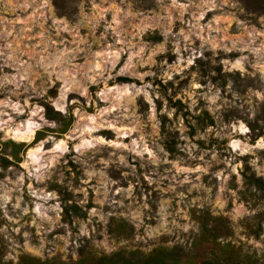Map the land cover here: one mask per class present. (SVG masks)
<instances>
[{
	"label": "rangeland",
	"instance_id": "rangeland-1",
	"mask_svg": "<svg viewBox=\"0 0 264 264\" xmlns=\"http://www.w3.org/2000/svg\"><path fill=\"white\" fill-rule=\"evenodd\" d=\"M253 2L0 0L6 261L189 245L203 211L264 257V220L259 237L242 225L264 210L246 181L264 179V13ZM48 106L73 114L65 134ZM43 129L12 162L9 140Z\"/></svg>",
	"mask_w": 264,
	"mask_h": 264
},
{
	"label": "trees",
	"instance_id": "trees-1",
	"mask_svg": "<svg viewBox=\"0 0 264 264\" xmlns=\"http://www.w3.org/2000/svg\"><path fill=\"white\" fill-rule=\"evenodd\" d=\"M247 6L250 9L253 8L252 10L264 13V0H254L252 4ZM122 79L128 80L125 77ZM170 100L173 107L182 104L180 99L173 101L171 98ZM47 112L54 119L64 117L62 113L51 106L47 107ZM73 122L74 116L70 114L69 117L64 119L58 135L65 134ZM165 130L164 122L163 131ZM49 134L48 129L40 130L31 143L9 140L8 143L13 148L11 153L12 162H22V154H25L33 144ZM7 160L10 161V159ZM246 181L250 188L264 191L263 177L252 172L246 175ZM75 207L77 208V214L82 215L81 208L78 205H75ZM263 220L264 210L253 217L243 219L242 225L248 234L259 237L262 233ZM197 221L199 232L189 245H159L150 251L122 248L112 253H99L91 250L85 253L82 252L81 257L74 264H264V257L257 249L247 247L242 242H235L233 227L228 218L203 211L197 216ZM4 256L5 243L0 235V264H60L57 259L43 260L26 253L21 255L18 262L6 261Z\"/></svg>",
	"mask_w": 264,
	"mask_h": 264
},
{
	"label": "water",
	"instance_id": "water-1",
	"mask_svg": "<svg viewBox=\"0 0 264 264\" xmlns=\"http://www.w3.org/2000/svg\"><path fill=\"white\" fill-rule=\"evenodd\" d=\"M32 129H33V127H32ZM21 141H26L27 142V140H21Z\"/></svg>",
	"mask_w": 264,
	"mask_h": 264
}]
</instances>
